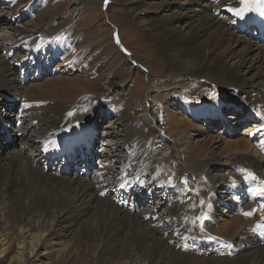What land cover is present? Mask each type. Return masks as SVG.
<instances>
[{
    "label": "bare ground",
    "instance_id": "bare-ground-1",
    "mask_svg": "<svg viewBox=\"0 0 264 264\" xmlns=\"http://www.w3.org/2000/svg\"><path fill=\"white\" fill-rule=\"evenodd\" d=\"M11 1L13 3L12 5H9V8H12L13 11L18 10L21 12L25 10L24 0H17V2H15V0ZM175 1L178 2L182 0ZM219 1L220 0H214L215 3ZM221 1L223 2V0ZM123 2H125L127 6V12L130 18L133 21H137L143 29L145 38H148L156 47V53H158L159 58H161L164 63L169 65L175 71L174 75H171V77L167 76L163 82L156 85L157 89L155 91L153 90V94L155 95L154 97L156 98V103L160 104L157 106H159L161 114L160 118H162V130L167 131L169 137L176 141V152L180 155L182 160L184 159L183 161L185 162L190 157L189 155L195 156L196 159L194 160L193 169L198 170L199 172L203 170L204 173H207L201 175L210 178L213 191L219 190V185H221L223 189L226 188V184L228 182H232L235 177L240 179V175L236 174L237 172L241 173L238 170L239 167L246 168L254 172L257 177L262 179L261 182L264 183V161L262 160V154L257 150L258 143H254L249 136V133L252 132L253 134L261 127V123L253 122L250 130L239 133L241 136L239 135L237 137L230 138L236 134L234 129L239 126V123L238 120L235 121L233 123L235 127H233L226 115L228 112H232L233 114H236V116L237 114L241 116L240 119L242 120V123L252 121L248 114L254 110L255 106L258 104H264V83L253 81L252 79V81H249L247 79H242V77L241 79L235 77L239 73L236 70L241 64L236 65L237 69L230 67L227 65L225 60L226 54H229V51L224 55L223 52L218 53L217 51L220 48L219 46L225 41L233 42L236 40L238 45L239 43L245 42V49L242 52L249 54L255 51L256 62L261 61L264 66V43H261L259 40H256L248 34L245 35L252 37L256 42L252 41L249 37L248 40H245L242 37H238L237 39L235 32L231 30V26L233 25L229 23L228 19H224L223 17L221 18L216 15V13L221 14L222 10L213 9L209 0H184V3L186 4H198L202 8L199 11L191 8L185 14H183L182 11L176 12L175 14L167 17V19L163 20H157L155 17L147 15V10L144 9L140 2L130 3L128 0H123ZM222 2H220L218 7L223 8L226 5V3L222 5ZM232 2H238V0H232ZM37 3L38 2H36L35 5H37ZM47 3L48 5L49 3L51 4V0H45L42 12H44L43 14H52L55 11L51 7H49L48 10H45ZM168 3V0H161V4L157 5L156 8L163 10L164 7L168 6ZM95 5H97V2L92 5L87 3L84 7H82L87 14V18L89 20L88 22L92 20V11L90 12V10H94L92 6L95 7ZM1 9L5 10V8ZM260 17H262L261 11L256 10L249 14H244L243 17L238 16L236 23L242 24L243 26L245 22H249L251 20L257 21ZM34 18H37L38 20V16H35ZM186 18H189L190 20H185ZM181 21L182 23L185 22L184 25L187 30L185 32L176 30V24ZM29 23L30 28L34 29L32 32L37 31L35 28H39L38 31L42 30L39 26L41 21H30ZM172 24H175V26L170 28ZM60 31L61 29H47L44 35L46 38L41 40L50 41L64 37L61 35ZM0 34V66H2L0 68V95L3 97L0 102L1 106L6 109L14 105L12 102H16L17 105V112L13 114L12 118L8 116L4 119L0 115V149L2 147L4 152L1 153L0 150V258L13 253L14 246L16 245L18 251L13 255L12 260H15L17 264H37L38 262L40 264H81L80 261L87 264V261H85L87 253L95 251L98 255H101L105 249L112 246L111 244H119L122 248L124 246H126V249L129 247L128 250L124 252L122 250V252L117 255L116 259L110 258L109 262L106 264H170L159 260L157 256L161 253L165 255L166 251L174 254V251L172 250H177L179 245L182 248L184 244V241L175 239L181 238L177 236V234H180L178 231H182L183 221L186 216L185 212H187V209H190V211L193 209L189 208L185 204L184 199L187 198V196L184 194V191L181 189L177 191V195L173 198H176L177 200V198L181 197V199L178 202L174 200L175 204H169L168 202L167 204H164L163 199L158 200L156 203L151 202L152 205L149 203V205L146 204L149 208L144 212L138 213L141 214L139 217V215L137 216L134 214L137 212H133L126 205L119 204L113 199V197L108 198L106 195L103 196V193L115 183L113 180H117L114 174L119 173L126 177L128 173L130 174L133 171L131 173L132 175L134 174L133 179L138 177L137 174H142L144 179L143 183L145 184V187H141V189H139L143 190L144 196H140L143 193L137 196L136 200L138 204H143L147 201V197H162L164 195V190H161L156 181H154L156 179L155 175H153L150 180H147L145 174L150 175L153 171L149 170L143 164H139L140 166H138V170L131 168L132 161L124 163L121 171H117L118 169H112V167L109 166L111 161H103L106 157L105 154L107 153L106 148L104 150L106 153L101 155L102 159L98 160L97 163L92 164V168H94L96 164H98V167L94 172L96 175L94 174L93 177L89 176L91 178H88L78 172L75 173L76 175L74 177L66 178L61 176L63 173H59V168L55 170L54 173L51 170L47 173L45 170H49V168L47 169L46 165L45 167L36 166L39 164L38 162L40 160L45 158L43 157V154L46 151L44 149H40V152L39 150H35L33 148L34 144L42 143L49 146L53 142V147L62 148L64 134L69 133L75 125L80 123L89 124L92 127L94 131L90 137L92 138L97 133L98 120H101L102 118L98 117L103 111H106V108L96 106L90 120L74 124L73 126H67V121L65 123L63 122L64 117L67 116L65 112L69 109L66 102L74 100L77 97L79 90L84 91L89 85H91V81L89 79H84L81 76H59L55 79L49 78L45 83H37L29 88L32 90L37 88L40 92L41 90L42 92L47 91L48 95L50 94L52 96L51 99H55L57 101L55 105L43 108V106L29 105L28 102L21 104L20 101L22 100L15 99L7 91L9 88L14 90L15 88L16 90L21 88L22 78L20 76L16 77L13 70L14 66H12L13 60L8 58V55L6 57V55L3 54V43L6 40H10L9 36L7 35V32L4 31ZM78 35L82 38H79L81 39L80 43H82L81 45L79 44L80 52L84 51L85 53V49L83 47L90 45L89 49L86 51L87 54H84L85 56L81 57L74 56L77 45L76 40L78 38L76 39L73 37L71 41L73 47L66 51V60L64 61L73 63L75 68L82 70L84 65H82V67L80 65L85 63V61L90 60L91 66H89L87 70L91 72L96 64H101V68L97 71L95 70L94 73H90L93 79H97L101 74H105L104 71H107L105 84L109 89H113L117 85L124 86L123 84L125 83V80L123 73L121 74L118 69V64L122 63L119 61L120 55L116 53L114 57H109L112 49L117 51L116 46L113 43L104 46V38L97 40L99 37L93 29L87 30L85 33L81 32ZM65 36H67V34ZM84 39L86 40L84 41ZM87 41H89V43L86 45ZM61 47L63 48V46ZM79 63L81 64L78 66ZM207 72L209 73V76L212 75L211 77H216L218 74L223 75V77L226 75L228 78H225L229 80L227 81L225 79V84L234 85L238 82L237 84L241 87L244 86L246 89L257 88L262 90V92L253 91V95L255 97L252 99V102L247 101L239 103L234 101L233 103H230V106H228L229 104H223V102L219 101L221 99L218 98L210 108L208 106H196L206 102L205 100L204 102H196L195 95L198 91L203 88L213 86L209 83V81L204 82L200 79H204V75ZM260 73L261 72H259V74ZM32 76L34 75L32 74ZM190 79L194 80L193 86L191 85V88H188L191 92H183L181 90L182 88H178L179 90L175 88L178 90L177 92L175 90L169 92L165 91V88L169 89L170 87H173L174 89V87L184 85V82H187V80ZM161 94H163V96L166 95L169 98L164 99V101H160ZM81 95L82 94L79 96ZM115 95L116 94H112L110 98H114ZM41 99L43 100L48 98H32V100ZM91 100L96 101V99ZM176 100H185L194 105H192L187 114V112L176 103ZM58 101L62 104H59ZM126 103L130 104L131 98L127 99ZM139 103H142L141 112L143 114L147 115L149 110H151V114L152 112L154 114V110L152 111V105L144 102L141 98L137 99V104ZM89 106H91V104ZM66 107L68 108L66 109ZM125 107L127 106L125 105ZM109 109L110 112H113L114 110V108L110 107ZM183 111L186 112V115L183 114ZM116 113H119L118 110H116ZM216 113L220 116L214 119L213 117ZM112 114L113 113H107L106 115V113H103V117H105V115L111 116ZM121 115L125 120H127L125 114ZM27 116L31 117L29 119L27 118L28 122H31L33 126L32 128L37 131L40 137L39 140L38 137L36 138V135H32L33 132L31 133L29 131L32 136L27 135L29 133L27 130L28 127L26 128L24 126V124L27 123V119L24 118ZM154 117L156 119V116ZM13 120L16 121L14 122ZM45 124L48 125L46 130L43 129ZM127 125V122L124 121L123 127L125 130L128 129ZM7 126H9V128H7ZM62 128H64L65 133H61L58 136V133L56 132L60 131ZM216 128H223L222 130L224 131H217ZM213 130H215L213 135L206 134ZM31 131L33 130L31 129ZM107 134H109V132H107ZM25 136L26 139L28 138L27 143L22 142ZM17 137H22V140L20 141ZM13 144L18 145L19 147L16 153L7 151L16 147ZM106 144H108L107 141ZM219 148H221V152L217 153L216 150ZM5 149L7 152H5ZM35 152H39V154H35ZM54 152L55 149H52L46 155L52 157ZM131 152H139V144L134 146ZM5 153H7V155ZM40 156L43 158L41 159ZM126 159L127 157L125 160ZM36 162L37 164L34 166ZM84 162H90V157L88 156ZM44 163H47V161ZM70 164L72 165L71 167L74 168L73 162ZM157 167V165H154L153 169ZM230 167L233 169L231 168L232 171L229 172L230 176L228 179L227 176H225V180L221 182L222 178L220 174L217 176V181H219V183L213 182V178L215 179V177L212 178V172H217L222 168L229 169ZM83 168L84 166L82 169ZM58 175L61 177H58ZM162 175L164 177L165 173ZM93 178H95V181L91 182V179ZM89 179L91 181H88ZM160 183H163V181H160ZM177 185L178 184L174 185L173 183H170L168 185L169 191H175L177 189ZM237 190L238 189L233 188V192H236ZM221 191V193H223L222 198L225 200L226 197L229 196L227 194L228 192L227 190ZM125 192L129 193L127 189H125ZM150 194L152 195L150 196ZM101 196H103V198ZM199 201L200 200H197L196 203H201V201ZM226 201L228 200L226 199ZM262 203H264V201L261 200L255 201L254 203H248L240 215H236L233 221L226 222L222 226L221 229L226 234L221 235L226 236L231 240V242H233V244L226 245L228 243H215L204 247L205 249L203 248V251H200V248L193 250L192 254L197 253L196 256H198L201 253H204L213 255V257H215L214 259H217V255L214 256L213 254H217L215 251L223 252L226 249L235 248L238 256H244L241 260L238 259V262L241 261L239 264H264V247H260L259 243L257 244V241H255L257 238H254L253 235H248V230L244 229L247 227L248 223L251 222V229H253V231L255 229L256 234L259 230H264L263 224L259 223V226H256L253 221L256 217L261 218L262 213L264 212H256L252 216H245L243 214L259 208ZM163 208L170 211L171 214L167 217V219H170V224L172 221L173 225H170L164 232L165 236L160 238V236H157L158 232H160L157 222L163 218L161 217L156 219L155 217L157 214L156 211H161ZM168 211L166 213H168ZM89 212H91L90 216L88 214ZM131 212L133 214H131ZM82 217L88 218L81 222ZM185 221L186 224H188L187 217ZM205 225L211 229V224L208 225L205 223ZM76 227L79 228L80 236L78 237H75V235L73 236V234L76 233ZM83 228H88V230L91 231L92 234L89 236L90 239L97 237L96 239H93L95 244L97 243L96 245L92 246L94 243L90 245V242L85 241L88 237L86 236L85 238ZM218 230L219 229L215 231ZM231 230H234V232H231ZM123 232H125L124 237L121 236ZM171 232L172 234L169 235ZM173 232H176L174 238ZM45 233L46 235L44 236ZM165 233L167 236L169 235V237L165 238ZM245 236H247V239L240 240L241 238L244 239ZM181 239H184V237ZM249 239H252V241L247 243ZM55 240L57 241L53 242ZM172 240H174L173 243H176L175 245L172 244ZM208 240V238H205L203 239V242H207ZM236 241L239 242V245L241 246H236ZM165 243L167 245H165ZM51 244L61 246L62 248L57 250L56 248L58 247H56L54 249L56 252L53 251L55 252L53 255H48L49 252L41 253V248L43 246ZM249 250L253 251L248 252ZM144 251H147V255L145 257H141Z\"/></svg>",
    "mask_w": 264,
    "mask_h": 264
},
{
    "label": "rangeland",
    "instance_id": "rangeland-1",
    "mask_svg": "<svg viewBox=\"0 0 264 264\" xmlns=\"http://www.w3.org/2000/svg\"><path fill=\"white\" fill-rule=\"evenodd\" d=\"M9 1L11 2V5H12L13 2L11 0H8V2ZM128 1L130 3L140 2L143 5L144 9L147 10L146 14L151 17H155L157 20L167 19V17L171 16L172 14H175L176 12L182 11L183 14H185L191 8L197 11H199L202 8L198 4H193V5L186 4L184 3V0L178 1V2H176L175 0H168L169 1L168 6L164 7L163 10L160 8H156L157 5L161 4V0H128ZM15 2H17V0H15ZM36 2H38L37 5H35ZM95 2H97V5H95V7L92 6L94 10L92 9L90 10V12L92 11L91 16H92L93 21L91 20L92 22L91 21L88 22L89 20L87 18V14L83 10L82 7H84V5H86L87 3L92 5V4H95ZM209 2L213 6V9L222 10V11L220 10L221 14L216 13V15H218L221 18L223 17L224 19H228L229 23L233 25L237 16L233 12L228 11V8L229 7L231 8L240 7L241 5L239 4V2H232V0H223V2L220 0L217 3H215L214 0H209ZM220 2H222L221 3L222 5L224 3H226V5L223 8L218 7ZM44 3H45V0H24L25 10L21 12H19L18 10L13 11L12 8H9V6L0 7V33L2 31L7 32V35L9 36V39L11 40V41L6 40L3 43L4 44L3 54L6 55L7 57V55H9L8 53L12 51L13 47L19 43L26 45V44H32L35 41L42 42L46 38L44 35L47 29H55V30L61 29L60 33L62 36H65L67 34V36L71 35L70 37L72 38L75 37L76 39L81 38V36L79 37L78 35L79 33L81 32L85 33L87 30L93 29V31H95L97 33V36L99 37L97 40H101V38H104V41H103L104 46L105 45L107 46L111 43H113L116 46L117 51L112 49L109 57H112V56L114 57L116 53L120 55L119 61H121L122 63L118 64V69L121 72V74L123 73V77L125 80V83L123 84L124 86L117 85L113 89H109L107 85L105 84L107 71H104L105 72V74L103 73L104 75L101 74L97 79H93L90 73H94V71L95 70L97 71L99 68L102 67V65L96 64L92 72L88 71L87 70L88 67L91 66L90 60L85 61V63L83 64L81 63L78 64V66L81 64L80 65L81 67L82 65H84L82 67V70H79L75 68L74 65H71V69H68L67 66H64L62 68V72L59 73L60 71L57 69H60L63 66L62 64L66 62L64 61L66 59H63V60L56 59L54 62L55 66H53V69L57 70L55 71V74L51 73V71H48L46 74H44L39 79L35 78V76L30 75L29 79L26 81L23 80L21 76L22 73L19 70V68L15 67V63L17 61H12L13 63L12 66H14L13 70L15 72L16 77L20 76L22 78V81H21L22 85L20 86L21 88H18L17 90L15 88L16 91L12 88L7 89L9 94H11V96L14 97L15 99L28 102L29 105L43 106L44 108L46 106L55 105L57 101L55 99H51L52 96L50 94L48 95L47 91L42 92L41 90L40 92V90L37 88H34L33 90L29 89L34 84H37V83L43 84L49 78L55 79L59 76L60 77L81 76L84 79H87V80L89 79L91 81V85H89L84 91L79 90V93L82 95L79 96L80 94L78 93L79 95L77 94V97L74 100H71V102H66L69 106V109H67L68 107H66L67 110L65 113L67 114V116L64 117L63 122L65 123L67 121L68 122L66 123L67 126H70V125L73 126L74 123L90 120L96 106H100L101 108H106V107L114 108V106L116 105L118 108H120L118 109L119 113L112 114L111 116H106L107 115L106 111H103L102 114L99 115V117L97 116L98 118L100 117L102 118L101 120H98V135H97V142L95 146V153H97L96 160L102 159L101 155H104L106 153L104 150L107 148L106 149L107 153L105 154L106 157L103 161H106V160L111 161L109 166H111L112 169H115V170L118 169L117 171H121L124 163L132 161L131 168H133L134 170H138V166L143 164L149 170L153 171L152 174L150 175L145 174L147 180H150L153 175L157 174V176H155L156 179L154 181H158V180L164 181L161 178L163 176L162 174L164 173H165L164 177L168 178L171 176L172 181H173L172 183H174V185L178 184L180 180L183 184V188H181V190L186 192V196H187V198L184 199L185 204L189 208H193V209L192 211H190V209H187V212H185L186 213L185 220L187 217L188 224H186L185 220L183 221L182 231H178V233L180 234L179 235L177 234V236L181 238L184 237L185 239V235H188V234L193 235L194 233H196L195 231L196 229L199 230V227H202L203 231L207 232L205 234L211 235L215 237V239L221 240L223 242H231V240L228 239L226 236L221 235V234L223 235L226 234L221 228L226 222L233 221L236 215H240V213H242V209H244L243 206L245 205L243 204L236 205L232 201V197H230L231 194H228V193L227 194L229 196L226 197L228 201H226V199L224 200V198H222L223 193H221L222 192L221 190L225 191L226 189L225 188L223 189L221 185H219L218 187L219 190H217L219 192L213 191L211 187V183H210V178L204 177L201 175V174H207V173H204L203 170L199 172L198 170L193 169L194 160L196 159L195 156L189 155L190 157L188 158V160L184 162L183 161L184 159L182 160L180 155L176 152V141L169 137L167 131L162 130V127H163L162 118H160L161 114H160L159 106H157L160 104L156 103V98L154 97L155 95L153 94V90L155 91L157 89L156 85L158 83L163 82L167 78V76L171 77V75H174L175 71L169 65L164 63L161 60V58H159L158 53H156V47L153 45L152 42H150L148 38H145L142 27L137 23V21H133L130 18L127 12V6L125 2H123V0H51V4L49 3L48 5L47 3L45 10H48V8L51 7L55 11L52 14H43L44 12L42 11L44 9ZM36 7H40V9L37 10L38 14L34 13V15L38 16V20L41 21V24H39V26H40V29L42 30L38 31L39 28L38 29L35 28V30L37 31L32 32V30L34 29L30 28L29 22L38 21L37 18H34L35 17L34 15H33V18H30L27 13L26 14L24 13L23 20L20 19V20L13 21L11 19L12 15L14 14L28 12L29 10H33ZM1 8H5V10ZM251 12H247L245 14H249ZM185 20H190V19L186 18ZM181 23L182 21L176 24L177 29L175 27L174 28L176 30H180L184 32L187 31L184 25L185 22H183L182 24ZM173 26H175V24H172L170 28ZM231 28H232L231 30L235 32L237 39L238 37H242L245 40H248L250 38L252 41L256 42L252 37L246 36L245 35L246 33L239 30L237 26H231ZM117 38L119 39V43H117ZM78 39L76 40V44H77L76 50H75L76 52H74L75 54L74 53L73 54L76 57L85 56L87 54L86 51L89 49L90 45L83 47L85 49V53L84 51L80 52L79 48H80V45L82 44L80 43L82 38L79 40ZM85 40L86 39H84V41ZM236 42H237L236 40H234L233 42H229V41L223 42V44H221L219 46L220 48L217 50L218 53L223 52V55H224L225 53L229 51V54L228 53L226 54L225 60H226L227 65H229L230 67L237 69L236 65L241 64L239 68L236 70L239 72L238 75L235 76L238 79H241L242 77V79H247L249 81L253 80V81L264 83V66L261 61L256 62L255 51L249 54H246L242 52L245 49V42L239 43V45ZM88 43L89 41L86 42V45ZM16 55L17 54L15 53L14 56ZM8 58L13 60L12 57L8 56ZM69 64H73V63L69 62ZM1 67L2 66H0V68ZM259 72L261 73L259 74ZM204 76H205L204 79L200 78L201 81H204V82L209 81V83H211V85L213 86L199 90L197 93L199 95L197 94L195 95L196 102H199V101L204 102V100L205 101L217 100L219 98L221 99L219 100L220 102H223V104L225 105L229 104L228 106H230V103H233L234 101L239 102V103L247 102V101L252 102L253 101L252 99H254L255 97L253 95V91L262 92V90L257 89V88L246 89V87L244 86L241 87L237 84L238 82H236V84L234 85L225 84L226 80L227 81L229 80V79H226L228 78L226 75L223 77V75L218 74L216 77L214 76L211 77L212 75L209 76V73L207 72L205 73ZM193 81L194 80L192 79L187 80V82H184V85L174 87V89L173 87H170L169 89L165 88L166 89L165 91L169 92V91L175 90L177 92L181 88L183 92L190 91L188 88H191V85L193 86ZM175 88L177 89L179 88V89L177 90ZM241 89L243 92L241 91ZM112 94H116V95L114 98H112V100H109ZM32 98H48V99L32 100ZM129 98H131V103L127 104L126 101ZM138 98H141V100H143L144 102L152 105V111L154 110V114L153 112L151 114V110L148 111L149 113H147V115L143 114L141 112L142 103L137 104ZM167 98L169 97H167L166 95L165 96H163V94L160 95V101H164V99H167ZM2 99L3 97L0 95V100ZM91 99H96L97 102ZM12 103L14 105L6 109L5 107L3 108L1 106V102H0V115L2 118L5 119V117H8V116L12 118L13 114L17 112V111L15 112L16 106H17L16 102L15 103L12 102ZM58 103L60 104L61 102L58 101ZM176 103H177V100H176ZM87 104L88 105L91 104V106L87 108ZM125 105L127 107H125ZM79 108L82 110H80ZM75 109L76 111L73 112ZM115 109L116 108H114V110ZM254 110L258 116H264V104H258L257 106H255ZM103 113H106L105 117H103ZM121 114L123 115L125 114V117L127 118V120H125ZM183 114L186 115V112L183 111ZM153 115L156 116V119ZM226 115L228 119L230 120V122L232 123L231 125L233 127H235L233 125L235 121L238 120V123H239V126L235 127L234 129L236 134L230 138L237 137L240 135L239 133H242L244 131L247 132L248 130L251 129V124L253 123V121L242 123V120L240 119L241 116L239 114H237L236 116V114H233L232 112H228ZM27 118L29 119L31 117L27 116L24 119H27ZM28 119L26 121L27 123H25L24 126L26 128L28 127L27 128L28 132L29 131L31 133L33 132L32 135H36V138L38 137V140H39L40 137L37 131L32 128L33 127L32 123L28 122ZM13 121L15 122L16 120H13ZM124 121H126L128 124L127 130H125V128L123 127ZM47 124L43 126L44 130L47 129V126H48ZM7 128H9V126H7ZM31 129L33 131H31ZM41 129H42V126H41ZM222 129L216 128L217 131L222 130ZM214 131L215 130L210 131L209 133H206V134L213 135ZM30 132L27 135L32 136ZM107 132H109V134H107ZM56 133H58V136H59L61 133H65V130L64 128H62L60 131ZM221 134L223 135L222 132ZM249 134H250L249 136H251V133ZM17 138L20 141L22 140V137L21 138L17 137ZM27 139L25 136L22 142L27 143L28 142ZM106 141L108 144H106ZM38 144L37 143L34 144L33 148L35 150H39L40 152L42 144H39V145ZM138 144H139V152L137 153L131 152L134 146ZM14 146H16L14 149H10L7 151L16 153L19 147L16 144ZM0 150L2 153L3 152L2 147ZM220 150L221 148L217 149L216 150L217 153L221 152ZM7 151L5 149V152ZM39 152H35V154H39ZM5 154L7 155V153ZM43 157H41V159ZM126 157L127 159L125 160ZM43 159L40 160L39 158L40 160L38 162L39 164H37L36 162L34 166L37 164L36 166L45 167L46 163H44L45 160ZM262 160L264 161L263 155H262ZM154 165H157L158 167L153 169ZM97 167H98V164H96L95 167L91 169L89 176L93 177V175L95 174L94 172ZM231 168L232 167H230L229 169L222 168V169H219L217 172L215 171L214 173L212 172V178L215 177V179L213 178V182L219 183V181H217L218 179L217 176H219L220 174L222 178L221 182L225 180V176H227V179H228L230 176L229 172H231L233 169ZM57 169L58 168L51 167L49 168V170H45V172L47 171V173H49V171L51 170L54 173V171ZM76 172L80 173V170L75 169V168H70L69 172H67L66 174H61V176H64L66 178L74 177L76 175L75 174ZM131 173L130 174L128 173V175L126 176L127 180L134 178L133 176L134 174L132 175ZM118 175L119 173L114 174L115 177H117ZM61 176L58 175V177H61ZM89 176L87 177L91 178ZM91 180L89 179L88 181L94 182L95 178ZM185 180L187 181L186 183H185ZM113 181H115L116 183L118 180H113ZM188 190H190L191 192L193 191V192L188 193ZM112 195L113 194L111 193L106 194L108 198L112 197ZM103 196L101 197L103 198ZM218 196H221V197H218ZM180 199L181 197L177 198V200L176 198H173V199L171 198L170 200H167V201L165 199L164 204L165 203L167 204V202L169 204H175V201L178 202ZM197 200H200L201 203L197 204L196 203ZM157 201L158 200H154V197H153L151 199L149 198L143 204L139 203L138 207L135 210H133V212H137L134 214L137 216L139 215L140 217L141 214H138V213L144 212L146 209L149 208V206H147L146 204L148 203L151 204V202L156 203ZM208 203H209V207H208ZM208 210H209L210 215L208 214ZM167 211L168 210L165 208H163L161 211H156L157 214L155 218L156 219L161 218V217L163 218L162 220L157 222L158 228L160 230L157 236L158 237L160 236V238L161 237L163 238L165 236L164 232L167 230V228L170 225H173L172 224L173 222L171 221V224H170V219H167V217L171 214L170 211L166 213ZM88 214L90 216L91 212H89ZM131 214L133 213L131 212ZM88 217H82L81 222L86 220ZM257 219H259V217H256L255 220L253 221L255 222L256 226H259V223H256ZM205 223L208 225L211 224L210 226L213 231L210 228H208V226L205 225ZM155 226L157 227L156 224ZM251 227H252V223L249 222L247 227H245L244 229L248 230L249 232L248 235H253L254 238H257V240L255 239V241H257V244L259 243L260 247H264V230H261V233L258 232L256 234L255 229L253 231ZM217 229L220 230V231L218 230L220 233L218 231H215ZM83 230H84L85 238L86 236L89 238V236L92 234L91 231L88 230V228L87 229L83 228ZM75 231L76 233L73 234V236L74 235L75 237L80 236L79 228L76 227ZM231 232H234V230H231ZM171 234L172 232L169 235ZM45 235L46 233L44 234V236ZM169 235L167 236L166 234L165 238L169 237ZM175 235H176V232L175 233L173 232V238ZM121 236L124 237L125 232H123ZM88 238L85 239V241L90 242L89 243L90 245L93 243L94 244L92 246L97 244V243L95 244V241L93 240V239H96L97 237H94L92 239L90 238L88 239ZM181 238H175V239H178L179 241H185L184 239H181ZM245 239H247V236H245L244 239L241 238L240 240H245ZM174 240H172L173 245L176 244V243H173ZM56 241L57 240L53 242H56ZM250 241H252V239H249L247 243H249ZM111 245L112 246H109L107 249H105L101 255H98L97 252L95 251L87 253V256L85 258V261H87V264H106L109 262L110 258L116 259L117 255L121 253L122 250L124 252V251H127L129 248L128 247L126 249V246L122 248L119 244H115V245L111 244ZM165 245L167 244L165 243ZM235 245L241 246L239 245V242L237 241L235 242ZM55 248L58 250L62 247L54 245V244L43 246L41 248V253L49 252L48 255L50 254L53 255L56 252V250H54ZM202 249L203 248H200V251H203ZM253 250H249L248 252L253 251ZM13 251L14 252L11 253L10 255L0 258V264H17L15 260H12L13 255L15 254V252L18 251V248L16 247V245L14 246ZM172 251H174V254L173 253L171 254L169 251H166L165 255L161 253L157 256V258H159V260L164 261L165 263H170V264H212V263L213 264H237V263L239 264L241 261L238 262V259L241 260V258L244 257V256L241 257L240 255L238 256V254H236L237 253L236 250L233 255L225 254L223 255L224 257L221 256L220 254L213 253L214 256L217 255L216 256L217 259H214L215 257H213V255L204 254V253H201L200 255L196 256L197 253L192 254L193 251H191V249H188L186 245L182 246V248L179 245L177 247V250L173 249ZM146 253L147 251H144L141 257H145L147 255ZM80 262L81 264H84L83 261H80ZM37 264H40V263L38 262Z\"/></svg>",
    "mask_w": 264,
    "mask_h": 264
},
{
    "label": "snow or ice",
    "instance_id": "snow-or-ice-1",
    "mask_svg": "<svg viewBox=\"0 0 264 264\" xmlns=\"http://www.w3.org/2000/svg\"><path fill=\"white\" fill-rule=\"evenodd\" d=\"M241 5L239 8H228V11L233 12L236 16L243 17V15L247 12L256 11V10H264V0H238ZM117 43H119V39L117 38ZM71 115V113H70ZM252 174L249 173V176ZM187 181L185 180V183ZM253 195L264 198V184H261L259 187H255L251 189ZM256 212H264V203H262L259 208L253 209L252 211L243 213L245 216H252Z\"/></svg>",
    "mask_w": 264,
    "mask_h": 264
}]
</instances>
